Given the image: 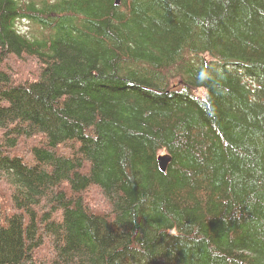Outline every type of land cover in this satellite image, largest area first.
Listing matches in <instances>:
<instances>
[{
  "label": "trees",
  "instance_id": "16d2710c",
  "mask_svg": "<svg viewBox=\"0 0 264 264\" xmlns=\"http://www.w3.org/2000/svg\"><path fill=\"white\" fill-rule=\"evenodd\" d=\"M0 264H264V0H0Z\"/></svg>",
  "mask_w": 264,
  "mask_h": 264
},
{
  "label": "water",
  "instance_id": "95a60500",
  "mask_svg": "<svg viewBox=\"0 0 264 264\" xmlns=\"http://www.w3.org/2000/svg\"><path fill=\"white\" fill-rule=\"evenodd\" d=\"M121 0H115V5L118 6ZM171 159L168 154L159 155L157 157V165L160 172L165 173L168 164L170 163Z\"/></svg>",
  "mask_w": 264,
  "mask_h": 264
},
{
  "label": "rangeland",
  "instance_id": "374dc122",
  "mask_svg": "<svg viewBox=\"0 0 264 264\" xmlns=\"http://www.w3.org/2000/svg\"><path fill=\"white\" fill-rule=\"evenodd\" d=\"M19 28L21 33H28L31 31V27L27 24H21ZM159 155H164V153L161 152Z\"/></svg>",
  "mask_w": 264,
  "mask_h": 264
}]
</instances>
